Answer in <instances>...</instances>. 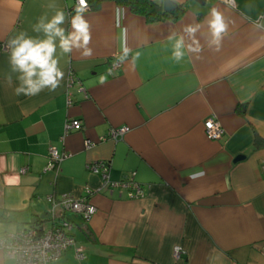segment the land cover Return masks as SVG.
Segmentation results:
<instances>
[{
  "label": "crops",
  "instance_id": "0c3cea01",
  "mask_svg": "<svg viewBox=\"0 0 264 264\" xmlns=\"http://www.w3.org/2000/svg\"><path fill=\"white\" fill-rule=\"evenodd\" d=\"M172 1L183 9L175 21L150 23L111 0L87 9L92 54L61 56L60 86L25 96L14 91L7 41L22 31L44 38L33 25L57 9L70 31L75 0H0V236L44 219L47 195L67 194L96 212L88 222L67 214L84 257L69 248L53 264H264V146L254 148L264 139V0ZM214 8L227 26L219 43ZM189 25L199 26L198 53L187 48ZM173 34L185 41L179 61ZM209 117L218 140L204 134ZM73 120L81 128L66 131ZM123 126L122 138L107 137ZM50 147L71 155L44 171ZM100 160L112 181L134 173L141 195L99 190L88 164ZM0 264H15L1 248Z\"/></svg>",
  "mask_w": 264,
  "mask_h": 264
},
{
  "label": "built area",
  "instance_id": "2783aa9c",
  "mask_svg": "<svg viewBox=\"0 0 264 264\" xmlns=\"http://www.w3.org/2000/svg\"><path fill=\"white\" fill-rule=\"evenodd\" d=\"M225 1L230 5L234 4L233 0ZM75 4H77V0H75ZM5 47L7 48V45ZM120 66L121 64L118 61L111 64L112 69H118ZM80 128L81 123L78 120H73L66 125V131H69V129L79 130ZM128 130L129 128L126 126L111 128L107 137L118 140ZM203 130L205 136L210 140H218L223 134L220 123L214 117H209L203 122ZM90 147L91 143L87 142L86 148ZM70 155V153L59 152L55 147H50L48 162L44 171L58 167L61 161L70 157ZM88 169L100 176L101 185L99 190L124 188L128 191L130 197L141 195V188L134 179V173L119 181H112L109 177L110 164L102 160L89 163ZM26 170L23 167L20 172L25 173ZM46 200L49 202V207L44 219L0 236V248L14 259L15 264H53L69 248H73L76 259L80 260L84 257L81 247L76 245L72 234L74 225L67 214L80 216L81 219L88 222L96 212V207L87 198H75L67 194L60 197L47 195ZM179 253L180 248L176 247L174 256L178 257Z\"/></svg>",
  "mask_w": 264,
  "mask_h": 264
},
{
  "label": "clouds",
  "instance_id": "9594fccd",
  "mask_svg": "<svg viewBox=\"0 0 264 264\" xmlns=\"http://www.w3.org/2000/svg\"><path fill=\"white\" fill-rule=\"evenodd\" d=\"M49 7H55L50 4ZM88 9L87 0H77L75 14L71 17V30L66 32L62 27L65 23V12L57 9L55 14L48 18L42 15L33 31L43 33L44 38L31 37L26 32H20L7 41L9 50V64L12 73H18L19 85L14 89L16 95L34 96L44 89L55 91L64 78V72L59 66L61 56H69L74 50H82V55L89 56L92 49L89 48L91 41L90 24L85 19ZM208 25L212 34L211 43H219L221 34L226 31V24L222 14L215 8L212 9L211 19ZM199 26H187L184 31L192 37L191 44L187 45L188 51L198 53L199 41L194 37ZM175 39L173 45V58L179 61L184 56V37L169 36V40ZM59 49L60 55H57ZM129 50L123 49V57L128 55ZM139 53H137V56ZM121 57V59H123ZM6 83L11 86V73L5 76ZM203 173H193L191 179H196Z\"/></svg>",
  "mask_w": 264,
  "mask_h": 264
},
{
  "label": "trees",
  "instance_id": "16d2710c",
  "mask_svg": "<svg viewBox=\"0 0 264 264\" xmlns=\"http://www.w3.org/2000/svg\"><path fill=\"white\" fill-rule=\"evenodd\" d=\"M90 8L96 9L99 7L101 2L105 0H87ZM118 5H124L129 7V9L136 14L143 16L147 22L153 23L160 20H172L175 21L180 18L183 9L178 7L173 11H163L162 6L159 2L155 0H111ZM264 146V139L255 137L254 148ZM42 219H38L40 221ZM32 224V223H31ZM30 224V225H31ZM34 224V223H33Z\"/></svg>",
  "mask_w": 264,
  "mask_h": 264
},
{
  "label": "water",
  "instance_id": "95a60500",
  "mask_svg": "<svg viewBox=\"0 0 264 264\" xmlns=\"http://www.w3.org/2000/svg\"><path fill=\"white\" fill-rule=\"evenodd\" d=\"M197 1L200 4H203L205 0H197ZM176 7H177V4L172 0H163V2H162L163 11H167V12L173 11L176 9ZM242 158H244L243 155H238L237 157H235L234 161L240 160ZM44 216H46V213L41 215V217H44Z\"/></svg>",
  "mask_w": 264,
  "mask_h": 264
}]
</instances>
